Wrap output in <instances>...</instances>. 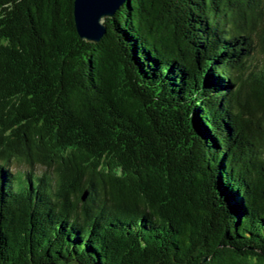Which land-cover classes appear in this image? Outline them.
<instances>
[{"label": "trees", "instance_id": "1", "mask_svg": "<svg viewBox=\"0 0 264 264\" xmlns=\"http://www.w3.org/2000/svg\"><path fill=\"white\" fill-rule=\"evenodd\" d=\"M73 1L0 0V264H264V0Z\"/></svg>", "mask_w": 264, "mask_h": 264}, {"label": "water", "instance_id": "2", "mask_svg": "<svg viewBox=\"0 0 264 264\" xmlns=\"http://www.w3.org/2000/svg\"><path fill=\"white\" fill-rule=\"evenodd\" d=\"M126 1L74 0L73 18L78 36L86 42L97 43L106 32V19L111 18Z\"/></svg>", "mask_w": 264, "mask_h": 264}]
</instances>
